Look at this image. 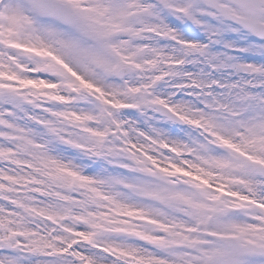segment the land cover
<instances>
[{"label":"snow or ice","instance_id":"1","mask_svg":"<svg viewBox=\"0 0 264 264\" xmlns=\"http://www.w3.org/2000/svg\"><path fill=\"white\" fill-rule=\"evenodd\" d=\"M0 264H264V0H0Z\"/></svg>","mask_w":264,"mask_h":264}]
</instances>
